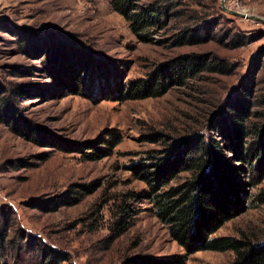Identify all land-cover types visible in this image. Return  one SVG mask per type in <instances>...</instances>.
<instances>
[{
	"label": "rangeland",
	"instance_id": "1",
	"mask_svg": "<svg viewBox=\"0 0 264 264\" xmlns=\"http://www.w3.org/2000/svg\"><path fill=\"white\" fill-rule=\"evenodd\" d=\"M224 4L264 18V0ZM176 9L142 40L109 0H0V235L39 238L65 258L57 264L231 260V250L185 252L154 215L133 170L165 156L177 138L215 137V117L239 91L250 110H264V22L231 14L220 0H179ZM185 25L206 30L198 42L172 43ZM235 35L242 43L232 44ZM184 52L215 57L226 68L201 69L158 95L123 98L129 80ZM111 128L119 139L96 155ZM242 179L245 206L214 235H264V200L257 197L264 178L255 185ZM4 247L0 264H15L11 245ZM31 254L18 264H36Z\"/></svg>",
	"mask_w": 264,
	"mask_h": 264
},
{
	"label": "trees",
	"instance_id": "2",
	"mask_svg": "<svg viewBox=\"0 0 264 264\" xmlns=\"http://www.w3.org/2000/svg\"><path fill=\"white\" fill-rule=\"evenodd\" d=\"M178 2L109 0L111 7L127 21L129 30L142 40L148 39L172 15L178 14ZM205 30L185 25L176 33L172 43L198 42L200 33ZM236 38L238 40L232 41L233 45L242 43L243 38ZM215 59H203V55L194 52L178 54L158 63L147 76L129 80L120 93L123 98L158 95L169 84L183 82L201 69L224 70L223 61ZM245 96L242 90L232 101L224 100L221 112L215 117V126L211 125L215 137L201 134L177 138L165 156L150 165L139 163L133 170L146 185L143 197L150 202L154 215L185 252L199 249L232 251L230 261L212 264H264V235L213 234L225 220L244 208L242 192H245V182L242 177L245 176L251 185L264 178V110H250L251 103ZM0 104V119H3L6 102L1 101ZM251 116L260 118L252 120ZM109 134L111 140L105 139L106 146H98L96 155L106 154L120 137L112 128ZM257 197L264 200V189L257 192ZM6 236L0 235V262L6 242L12 247L15 264L26 252L32 253L36 264H57L65 259L49 252L39 238L30 241L22 235L7 240ZM169 263L168 258L131 260V264Z\"/></svg>",
	"mask_w": 264,
	"mask_h": 264
},
{
	"label": "water",
	"instance_id": "3",
	"mask_svg": "<svg viewBox=\"0 0 264 264\" xmlns=\"http://www.w3.org/2000/svg\"><path fill=\"white\" fill-rule=\"evenodd\" d=\"M220 6H221L222 9L226 10L227 12H229L231 14L238 15V16H241V17L254 18V19H257V20H259L261 22H264V18L261 17V16H256V15H253V14H247L245 12H241L239 10H235V9L227 7L224 4V0H220Z\"/></svg>",
	"mask_w": 264,
	"mask_h": 264
}]
</instances>
